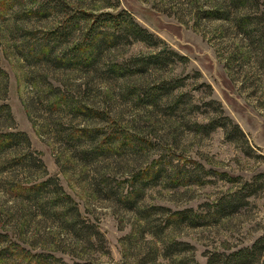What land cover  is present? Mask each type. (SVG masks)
<instances>
[{"label":"rangeland","instance_id":"374dc122","mask_svg":"<svg viewBox=\"0 0 264 264\" xmlns=\"http://www.w3.org/2000/svg\"><path fill=\"white\" fill-rule=\"evenodd\" d=\"M121 12L163 45L84 64L112 32L89 35L90 16ZM164 45L186 63L109 73ZM0 70V133L25 134L45 169L0 154V264H205L264 237V0H0ZM218 108L236 141L198 128Z\"/></svg>","mask_w":264,"mask_h":264},{"label":"trees","instance_id":"16d2710c","mask_svg":"<svg viewBox=\"0 0 264 264\" xmlns=\"http://www.w3.org/2000/svg\"><path fill=\"white\" fill-rule=\"evenodd\" d=\"M94 19L93 23L87 30V33L90 35H96L95 29L97 26L109 28L112 32H106L103 36H100L98 39H94L95 45L93 46V53H91L90 59L85 61L84 64L87 66L93 64L90 62H94L95 58L97 59L98 55H101L104 51H102L101 47H107V49H111L116 46L117 43L121 41H126L127 43H143L147 46L156 47L157 45L162 44L163 42L155 37L153 34L148 32L146 29L141 27L138 23H136L127 13L121 12L117 16H114L109 13H102L98 16H90ZM73 19V18H70ZM67 27L61 28L57 36L62 38L66 34ZM77 49V48H76ZM79 50V48L77 49ZM187 58L180 56L176 52L168 49L165 45L162 50H157V52L147 56L135 59L136 64H133L132 70L123 69V72L120 71L122 69L112 68L111 73H114L117 78H124L125 76H134L140 75L144 72H147L149 68H162L166 65V63L176 64V63H186ZM113 75V74H112ZM0 81H4L6 85V75L0 70ZM177 88V86H174ZM160 90V91H159ZM158 91L162 93H169L170 89L167 87L157 88L156 93H152L150 95L145 94V97L150 100V103L157 102L158 100ZM209 104L215 105L214 101H211ZM219 107V106H218ZM217 118L214 116L209 120V122L205 125H199L198 128L205 130L207 133L212 132L216 129H221L225 135L227 141H236V137L238 135L243 136L239 127L234 124L228 117L222 115V110L218 108ZM5 115L9 119L11 118V114L9 113V109L4 105L0 107V117ZM31 148V143L28 137L21 133V132H6L0 133V154L7 152V151H15V149H20L21 151L25 149L24 156H19L16 166L21 167V169L28 170V171H37L38 169L45 170L41 160L37 157H33L32 153H29ZM264 178V173L256 176L254 180H259ZM255 181V182H256ZM46 184V183H45ZM41 185L33 186L30 188H26V191L30 193V191H35L40 188ZM244 189L247 190L246 196H251L257 192V190L252 189V185L245 183ZM55 194L60 189L56 186L55 187ZM35 189V190H34ZM36 196V195H35ZM59 199V200H58ZM55 200L54 205H63L67 208V204L70 205V198L69 197H58ZM132 208V205L130 206ZM73 211L75 215H73L69 219H71L72 225L75 223L74 216H78L77 209L73 207ZM67 211H71V209H67ZM185 213L179 214V219L184 218ZM76 225V224H75ZM73 225V226H75ZM77 226V225H76ZM75 228H73V231ZM86 237H88V241H91L92 238H101V234L92 227H85ZM264 257V237L259 238L256 240L251 247L239 249L237 251L231 252L227 255L221 254L216 255L212 254L210 257L207 258L205 264H258L260 263L261 259ZM190 264H199L197 261L192 259Z\"/></svg>","mask_w":264,"mask_h":264}]
</instances>
